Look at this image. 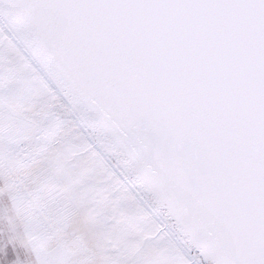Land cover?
Wrapping results in <instances>:
<instances>
[{
  "label": "water",
  "instance_id": "95a60500",
  "mask_svg": "<svg viewBox=\"0 0 264 264\" xmlns=\"http://www.w3.org/2000/svg\"><path fill=\"white\" fill-rule=\"evenodd\" d=\"M204 264H264V0H0Z\"/></svg>",
  "mask_w": 264,
  "mask_h": 264
},
{
  "label": "rangeland",
  "instance_id": "374dc122",
  "mask_svg": "<svg viewBox=\"0 0 264 264\" xmlns=\"http://www.w3.org/2000/svg\"><path fill=\"white\" fill-rule=\"evenodd\" d=\"M0 264H204L1 5Z\"/></svg>",
  "mask_w": 264,
  "mask_h": 264
},
{
  "label": "trees",
  "instance_id": "16d2710c",
  "mask_svg": "<svg viewBox=\"0 0 264 264\" xmlns=\"http://www.w3.org/2000/svg\"><path fill=\"white\" fill-rule=\"evenodd\" d=\"M114 151V150H113ZM115 152V151H114ZM116 154V153H115ZM117 155V154H116ZM118 156V155H117ZM118 158H119V156H118Z\"/></svg>",
  "mask_w": 264,
  "mask_h": 264
}]
</instances>
